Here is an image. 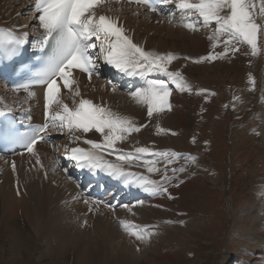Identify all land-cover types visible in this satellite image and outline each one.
<instances>
[{"label": "bare ground", "instance_id": "6f19581e", "mask_svg": "<svg viewBox=\"0 0 264 264\" xmlns=\"http://www.w3.org/2000/svg\"><path fill=\"white\" fill-rule=\"evenodd\" d=\"M94 10L98 15L103 14L113 19L118 18L119 25H122L125 29V34L145 51L154 52L158 55L169 53L174 55L176 59L172 60L169 65L172 71L181 72L189 85L192 81L191 91H180L169 78L166 80V84L172 89L169 96L171 107L167 111L153 112V115L149 117L147 105L137 102L131 96L132 92L130 90L121 89L120 85H116L115 88L102 85L103 79L100 76H92L89 79L88 76L73 72V78L78 82L73 85V88L78 87L81 95L73 98L71 92L62 88L61 96L65 103L74 108L78 106L81 98L88 99L94 104L104 106L115 113L129 117L133 123L139 124V128L147 125V129L144 127L146 130H140L135 134V137H131L136 144L135 146L133 145L134 148L131 146L133 149L130 148V151H135L136 148L149 145L150 143L156 146L159 145L162 148L169 146L168 136L162 133L163 130L162 132H160L161 130L158 131L157 124L160 125L159 127L161 125H167L168 128L175 127L174 131H176L173 134L177 132L176 127L187 126L190 128L189 131H183L180 139L169 141L171 148L174 143L175 151L178 152L175 155L177 167L184 169L180 173L189 175L185 180L176 179L178 180L176 190L184 194L187 191H191L194 186L207 183L218 187L222 177L213 168L214 163L213 165L210 163L209 155L206 154L209 151L206 150L205 145L199 142V136L194 128L197 124L195 119L196 112H191L193 109L189 103V100L193 101L192 94L195 87L193 83L195 80L221 75L223 65H212L215 60H220V56L210 61L201 60L199 63L195 62L200 60L201 57H206L210 54H220L218 48L222 46L221 43L219 42L213 47L215 42L208 39L212 34L214 23L208 29H205L200 26L202 25V18H200L197 30H190L184 26V23L196 22L197 17H189L190 19H188V16L183 17L182 23V15L179 9H177L179 12L174 17L175 19L169 22V20L159 18L157 14L146 12L140 6L128 5L119 1H108L97 6ZM35 16L33 13V0H0V28L16 29L18 32H29L32 29L29 37L33 36L34 38L42 34V29H39ZM175 22L178 24L175 25ZM261 36L264 37V35ZM97 67L102 69V71L108 69L111 71L118 70L112 65L105 63L102 55L100 56V61L97 62ZM151 73L159 74L162 72L153 71ZM246 89L247 85H245L243 90ZM34 93L33 97H28L27 93L14 96L7 90L5 85H0V112L26 109L31 114L42 113L43 99L41 93L39 91ZM246 93L243 92L244 95ZM73 99H75V103H73ZM175 104L176 110L173 107ZM249 115L255 116L257 119L261 117L264 120V90L262 91V96L258 97L255 109ZM187 118H190L189 122L186 120ZM193 119L194 123L191 124ZM185 132L188 134V139L184 140V138H187L184 136ZM62 135V132L57 133L59 139L54 146L50 147L43 144L35 146L31 154L21 157V160L18 159L19 163H16L11 169L4 167L3 161L5 158L0 157V264H182L174 256V252L178 248L172 253H160L166 250L167 247H172L170 244L164 245L165 243L167 244L165 242L166 236H181L185 247H187V241L195 242V236L191 231L194 232V227H196L198 222L192 225L191 216L184 207L178 211L180 218L176 222L166 219L162 228L164 236L160 234L157 238L151 234L145 240H141L139 245L135 244V247L125 237L126 231L123 237L121 236L123 232L118 234L119 230L117 231L113 225L108 228L109 233L105 231L106 239H102L101 235L97 237V234L87 237L80 231L76 218L82 216L81 218L85 219L82 213L85 212V207L92 205L90 203L91 199H86L84 203L85 199L81 202L74 199L66 202L63 197L72 193L77 194L80 191L94 199L96 187L91 183L92 180L97 183L98 179H94L86 172L81 175V170L84 168L77 166L76 162L69 158V152L66 151V149L70 150L74 147L81 148L84 139L73 140L72 137H69L67 141H60ZM83 135L92 136L93 133L89 131L88 133H83ZM252 135L254 139L261 138L260 136L256 137L254 133ZM262 136L264 138V131ZM184 145H189L192 148L188 152L187 161L182 158L185 155L182 152ZM192 150L193 152H191ZM33 156L37 157L38 161L41 162V166L44 167L48 164L50 168L49 175L35 168L25 174L22 164L24 161L28 163ZM191 157L196 159L192 160L190 159ZM16 158L13 157L12 160H16ZM52 159H56L57 164L53 163L55 161H52ZM40 162H38L39 165ZM187 162H190V164L185 167ZM63 168L65 169L62 171ZM160 169L159 167L158 170ZM154 170L152 173H154ZM141 173L144 184L153 175L150 172ZM104 176L109 177L111 175H108L107 171H105L100 178L102 179ZM115 177L119 179V177L114 176V178H111L112 182L117 181ZM2 180H4L3 183ZM86 182H89V184H86ZM100 182H98V185L102 189L101 187H105V182L102 184ZM116 183L119 184L117 190L119 194L114 191L111 196L116 198L117 204L124 199L121 203L127 204L129 202L127 199H144V201L140 200L138 204L133 206L120 208L117 211L120 215L123 212L129 213L132 211L143 213L145 212V206L152 204L153 207L147 211L149 214L148 219L151 221L153 218H157L158 210H160L159 206L171 201V197L167 193L163 194L153 191L155 194L152 195L151 193L153 192H149V188L141 189V187H145L141 186L143 183L130 176ZM181 183L184 184L181 185ZM15 184L18 186L19 194ZM128 185H131L132 189ZM84 189L85 192L82 191ZM180 196L182 195L176 196V198ZM93 206L95 207V204ZM100 209L105 212L103 214L108 215L106 213L108 209L103 207H100ZM245 211L244 218L252 220L248 223V232L245 234L237 233L233 239L228 238V246H231V248L230 251L227 248L226 254L233 263L264 264V206L260 208L257 200L250 199ZM161 226L159 225V227ZM131 229L129 231L134 232L133 228ZM128 235H132V233L129 232ZM200 258L201 256H197L195 260H190L184 264H195ZM197 264H207V261L204 263L198 262Z\"/></svg>", "mask_w": 264, "mask_h": 264}, {"label": "snow or ice", "instance_id": "6c2138e0", "mask_svg": "<svg viewBox=\"0 0 264 264\" xmlns=\"http://www.w3.org/2000/svg\"><path fill=\"white\" fill-rule=\"evenodd\" d=\"M105 2L106 0H33V10L38 14L35 18L38 19L39 29H42L39 44H33V47L39 46L42 51L46 49L50 51L43 59L40 69L35 71L27 82L19 84L15 91L23 90L28 97H33L35 95L31 91L33 86L44 88L45 123L33 128L30 134L22 137L23 144L29 152L33 151L37 141L45 139L42 133H46L50 128L63 130L66 127L69 132L80 133L95 130L103 136V144L86 139L84 142L91 145L92 150L80 147L66 149L69 152V158L81 168L107 171L108 175L127 179L131 173L125 172L122 167L105 164L99 153L113 148L118 140L125 139L127 134L138 132L140 128L129 117L94 104L88 99L81 98L78 106L70 108L61 96V89L71 92L73 98L81 95L78 87L73 88V85L78 83L73 78V69L86 73L91 79L96 71V60L102 55L105 63L121 72L141 76L153 71L163 72L180 91H191V87L181 72L168 70L167 65L176 59L174 55L171 53L158 55L145 51L125 34V29L118 23V18L98 15L94 9ZM134 2L137 5L146 6L153 12L159 11L157 2H162L164 5L174 3L182 15V23L184 16L197 17L196 22L184 23V26L190 30H197L200 18H202L200 26L205 29L214 23L212 34L208 39L215 42L213 44L215 47L221 42V37L226 36L227 39L222 41L225 52L230 46L233 52L238 51L239 49L234 46L236 42L246 43L251 47V54L256 55L258 34L264 35V0H260L259 6L255 0H134ZM174 15V13L168 14L169 22H172ZM28 37L29 33L26 31L18 32L16 29L0 28V59L12 60L27 42ZM97 48L99 52L94 56L92 50ZM221 55L223 53L210 54L195 62L210 61ZM170 95L168 85L161 79L147 80L145 87L131 93L137 102L147 105L149 117L153 115V112H160L166 107H171ZM0 115L3 113L0 112ZM75 139L80 140L81 136H75ZM148 152V148L138 147L135 152L120 155L117 159L131 162L139 159L136 154ZM156 155L168 157L177 154L159 152ZM153 170L149 165L148 171ZM179 171L184 169L180 168ZM147 184L151 185L152 191L167 192V188L156 181L148 180ZM124 207L128 206L124 205ZM121 225L126 231L129 228L137 229L132 234L139 240H145L151 235L150 232L144 231L149 227L147 225L127 224L124 221H121Z\"/></svg>", "mask_w": 264, "mask_h": 264}, {"label": "rangeland", "instance_id": "374dc122", "mask_svg": "<svg viewBox=\"0 0 264 264\" xmlns=\"http://www.w3.org/2000/svg\"><path fill=\"white\" fill-rule=\"evenodd\" d=\"M225 39L227 38H224V40ZM221 40L223 41V39ZM222 41L220 42L222 46L218 48V50H220V53H223V55L220 56L221 58L219 61L215 60L212 64L223 65L221 69L222 76H210L195 80L193 83L195 85L192 94L193 101L189 100L193 109L191 112H196L195 119L197 124L194 126L195 132L199 136L200 144H206L205 148L209 151H207L208 153L206 154L209 155L210 163L212 165L214 163L213 168L216 169L222 177L219 181L220 185L214 187L210 183H207L194 186L191 191H187L184 194L176 190V185L178 184V180L176 179L185 180L189 175L180 173V168L177 167V162L174 160L175 156L163 157L156 155V153L169 152L178 154V152L175 151L174 143L171 148L169 141L178 140L182 136L183 131H189L190 128L183 125L176 127L177 132L173 134V132L176 131H174L175 127L168 128L167 125H161V127H159L160 125L157 124L156 127L157 129L159 128L158 131L161 130L160 132H162L163 130L162 133L168 136V144L170 147L167 145L166 148H162L159 145L156 146L150 143L149 145L143 146L146 148L148 147L150 150L148 153H143V157L137 163H135V159L131 162L125 161V163L118 160L117 157L120 155H117V153L121 154L123 152V155H125L127 154L125 151H130V148H132L131 146H135L136 143L131 137H135V134L140 130L147 129V125L146 127L145 125L142 127L140 126L138 132L127 134L125 139L118 140L113 148L105 149L101 151L99 155L103 158L104 162H107L106 160L109 159L108 161L112 165L119 167L131 165L132 167L146 170L148 166L151 165L152 168L156 169L154 173H152V171L150 172L153 174L151 179L153 181L158 180L162 185L164 183L161 180L166 182L164 187L167 188L166 193L171 197V201L161 204L159 206L160 210H158L159 216L157 215V218H153L151 221L148 219L149 214L147 211L153 207L152 204L150 206L146 205L144 208L145 212L143 213L132 211L133 213L123 212L122 215L117 213V211L120 210L119 208L117 211L108 210V212L106 211L108 215H105L103 214L105 212L98 209V206L95 205L94 207V204L88 205V207H85V212L82 213L85 219L83 220V218H81L82 216L76 218V222L80 226V231L84 233L85 236L89 237L92 236V234H97V237L101 235L102 239H106L105 231L109 233L108 228H111L113 225L116 227L115 229L117 231L119 230L118 234L123 232L121 236L126 233L125 237L132 246L135 247L134 245H139L141 240L137 239L133 234L128 235V233H132V231H126L121 225V221L127 224L147 225L149 226L146 229L147 232H150L155 237L160 234L164 236L165 234H163L162 228L166 219L176 222L180 218L178 211L184 207L191 216L192 225L198 222L196 227H194V232L191 231L195 236V242H189L187 241L189 239H187V247H185L181 236H166L165 242H167V244L165 243L164 245L170 244L172 247H167L166 250L160 254L172 253L178 248L174 252V256L182 264L188 263L190 260H195L197 256H201L198 261L200 263L207 261V264H237L231 262L226 254L227 248L228 251H230L231 248V246H228V238L233 239L237 233L245 234L248 232V223L252 220L250 218L246 219L244 216L246 214V206L250 199L257 200L260 208L264 206V138L262 136L264 131V120L263 118L261 119V117L256 119L249 115L250 112L255 109L258 97L264 90V55L262 51H260L262 49V44L259 42L262 40L258 42L260 46H258V54L256 55L251 54V47L246 43L236 42H234V46L239 49L238 51L233 52L230 46L229 50L225 52V46L222 44ZM167 67L169 71H172L169 64ZM190 83V86H192V81ZM103 84L108 85L104 81L102 82V85ZM245 85H247V89L243 90ZM115 87L116 85L113 88ZM246 91L248 92L246 93ZM243 92L248 96L246 94L245 96ZM173 107L175 108L176 104L173 105ZM166 108L163 111H167ZM239 115H242L240 120H238ZM186 120L189 122L190 118ZM239 122L242 123L239 124ZM193 123L194 119L191 124ZM134 124L139 127V124ZM256 130L258 131L254 134L256 137L260 136V139H254L252 137L253 135H251L252 131L254 132ZM90 132L93 133L92 136H84L83 133L80 132H69L65 127L61 137L65 135L66 137L63 139L60 137V141H67L69 137L76 140L75 136H81V139H84V141L86 139H91L103 143L104 138L100 133L95 132V130H91ZM187 135V132H185L184 136L187 137ZM185 139H188V137L184 138V140ZM81 148L92 150L91 145L85 142ZM191 149L189 145L183 146L182 152L187 155V159L185 157L183 158L185 161L188 160V152ZM133 151L134 150H131L130 152ZM191 152H193V150ZM138 154L140 157V153ZM18 159L21 160L22 158L17 157L16 160L14 159V163H19ZM36 160L38 161V159ZM37 161L31 158L28 163L33 165V168L37 170L40 169L42 172L49 175L50 168L48 164L43 167L41 166V162L39 161V165ZM52 161H55L53 163L57 164L56 159H52ZM159 167L161 168L160 170H158ZM142 172L148 173L149 171L146 170ZM62 173L64 174V172ZM53 174L56 175L55 173ZM147 176L146 178L148 179ZM165 177H167V179H165ZM3 181L4 180H2V183ZM182 184L184 183H181V185ZM15 187L19 194L16 184ZM179 195L182 196L176 198V196ZM84 196L91 199L90 201H93L92 197L90 198L80 191L79 193L77 192V194L72 193L71 195H66L63 199L66 202L73 199L81 202ZM176 200H178L177 204ZM65 201L64 203H66ZM84 202L85 201H83V203ZM159 225L162 226L159 227ZM129 229L132 230L131 228ZM133 231H137V229L133 228Z\"/></svg>", "mask_w": 264, "mask_h": 264}]
</instances>
